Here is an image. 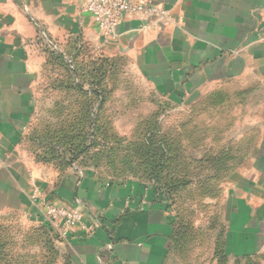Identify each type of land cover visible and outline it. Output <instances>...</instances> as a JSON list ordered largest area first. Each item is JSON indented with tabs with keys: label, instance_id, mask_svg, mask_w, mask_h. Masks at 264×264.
<instances>
[{
	"label": "crops",
	"instance_id": "1",
	"mask_svg": "<svg viewBox=\"0 0 264 264\" xmlns=\"http://www.w3.org/2000/svg\"><path fill=\"white\" fill-rule=\"evenodd\" d=\"M140 1L166 9L167 19L143 29L126 17L104 44L85 0H0V264H174L194 217L219 198L209 256L264 257V0ZM40 33L73 65L127 64L160 103L191 105L193 125L168 139L179 151L170 178L187 183L174 204L145 180L44 159V125L33 117L52 89L42 85ZM35 187L53 205L78 208L94 230L58 240L30 201Z\"/></svg>",
	"mask_w": 264,
	"mask_h": 264
},
{
	"label": "rangeland",
	"instance_id": "2",
	"mask_svg": "<svg viewBox=\"0 0 264 264\" xmlns=\"http://www.w3.org/2000/svg\"><path fill=\"white\" fill-rule=\"evenodd\" d=\"M38 40L47 62L46 67L43 68L42 85L46 88L50 87L52 91L45 92L48 93L45 98H38L33 124L42 125V127L44 125L43 134L49 130L56 131L65 127L68 129L73 126L74 131L69 130L67 133L63 131V133L72 138L74 152L83 150L85 154L87 153L86 156H82L83 159L80 158L81 161L79 159V162L74 163L76 167L92 170L110 179L144 181L147 179L145 167H143L145 156L143 151L138 152V145L145 137V132L157 125L159 133L154 138L159 140L160 137L165 136L166 139L175 143V139L183 132L182 125H193L190 104L189 106L179 102L178 104L169 102L167 105L160 103L147 85L140 81L139 76L132 72L129 65H114L113 67L112 64H107L99 67L104 74L101 78V80L104 79L103 85L99 86L96 85L97 78L100 79L102 74H96L98 67L95 63L94 66L84 67L67 65L66 62L70 59H67L66 51L61 50L48 35L40 33ZM85 74H88L89 85L86 84L84 91L88 93L94 91L103 97L101 104L100 99L92 94L84 96L78 90L69 91L60 87L61 84H65L64 81L69 79V76H72L75 81H82ZM113 79L119 85L115 92L116 98L114 96L111 98ZM45 93L42 94L45 95ZM74 102L83 107L82 111L79 107L75 108ZM70 103L73 106V112L64 113L63 110ZM54 105L57 106L56 109L53 108ZM123 110H125L124 113H122ZM189 131L185 136L191 140L192 130ZM59 132L57 131L58 134ZM63 147H57V150ZM65 148L68 147L65 146ZM87 148H89L88 151H86ZM66 152L68 150L64 152L59 150L58 155L60 153L64 155ZM176 152L178 154V148ZM173 156L177 155L173 154ZM242 163L244 162H233L235 169ZM170 171L171 168L165 173L166 177L171 176ZM219 201L217 200V208L199 210L200 214H196L193 237L190 238L188 247L179 254L177 253L174 264H264V257L229 259L224 263L209 256V251H212L213 247L212 238L216 231L212 221L216 219L219 221V218L213 217L220 215Z\"/></svg>",
	"mask_w": 264,
	"mask_h": 264
},
{
	"label": "built area",
	"instance_id": "3",
	"mask_svg": "<svg viewBox=\"0 0 264 264\" xmlns=\"http://www.w3.org/2000/svg\"><path fill=\"white\" fill-rule=\"evenodd\" d=\"M83 11L96 25L104 44L114 40L119 23L126 17H133L144 22L143 29L148 28V22L154 26L168 17L166 9L140 0H85ZM30 201L43 208L45 222L52 234L60 241L67 240L74 229L84 233L94 230L95 225L86 223L84 215L78 208L53 205L45 200L36 187L30 195ZM95 223L98 225L100 221H95Z\"/></svg>",
	"mask_w": 264,
	"mask_h": 264
},
{
	"label": "trees",
	"instance_id": "4",
	"mask_svg": "<svg viewBox=\"0 0 264 264\" xmlns=\"http://www.w3.org/2000/svg\"><path fill=\"white\" fill-rule=\"evenodd\" d=\"M69 60V59H68ZM65 61V60H64ZM66 62V61H65ZM67 65L70 64V66L72 65L73 67L75 65H73L70 60L69 62H66ZM95 63V62H94ZM94 63H90L88 66H94ZM96 66L98 67L96 69V74L98 75L100 73V79L97 78V83L96 85H103L104 79L101 80V78H103V70L99 69V67H103L107 64H110L109 61H100L98 63H95ZM71 68V67H70ZM86 76L83 78L82 77V81H75L72 79V76H69V79H67V81L65 80V87L64 84H61V88L64 87L66 89L69 90H78L80 91L82 94H84V96H87V94H92L94 95L96 98H99L100 100V104L103 102V97H101L100 95H97L96 92H85L84 91V87H86V84L89 85V79H88V74H85ZM92 83V82H91ZM93 84V83H92ZM84 91V93H83ZM99 94V93H98ZM77 107H79V110L82 111L81 105H78ZM64 111V110H63ZM73 112V111H72ZM65 113V112H64ZM71 113V112H70ZM156 127L151 130H147L145 137H143V139H141V143L138 145L139 147V153H141V151H143V155L145 156V160H144V171L146 172L147 175V179H145V181H147L149 184H151L154 188V191L156 193V195L160 198L161 201H168L169 203L174 204V198L172 197V195L174 194V192L176 191L177 188L181 187V186H185V184L187 183H178L175 179L166 177L165 173L167 172V170L170 168L171 163L173 161V154L177 155L176 152V148L175 145H171L169 140L165 138V136L160 137L161 139L156 140L154 137L155 135H158L159 133V128L157 125H155ZM66 128V127H65ZM59 129L56 131H50L47 132L46 134H44L45 136V143L43 144V157L44 159L47 160H52L55 159L57 160L58 163L60 164H64L66 166H76L74 163L75 162H79L80 158H84L82 156H86V154L82 151H77L74 152L73 148H72V138L70 137V135L66 134L67 131L71 130L74 131L73 126L72 127H68V129ZM57 131H60L59 134L57 133ZM62 131V132H61ZM63 131H65L66 133H63ZM69 133V132H68ZM59 142V144H58ZM63 147L62 148H58L57 147ZM65 146H67L68 148H65ZM108 146V145H106ZM87 147V146H85ZM59 150H62L63 152L68 150V152H66L64 155H62L60 153V155H58ZM89 148H87L86 151H88ZM56 154V155H54ZM136 154V152H135ZM81 161V159H80ZM51 231V230H50ZM52 233V232H51ZM52 235V234H51Z\"/></svg>",
	"mask_w": 264,
	"mask_h": 264
}]
</instances>
